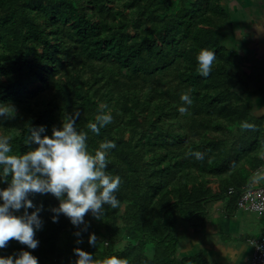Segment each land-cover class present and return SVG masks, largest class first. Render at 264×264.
I'll use <instances>...</instances> for the list:
<instances>
[{
	"label": "trees",
	"instance_id": "16d2710c",
	"mask_svg": "<svg viewBox=\"0 0 264 264\" xmlns=\"http://www.w3.org/2000/svg\"><path fill=\"white\" fill-rule=\"evenodd\" d=\"M230 18L223 0H0V101L16 106L14 118L0 117V135L23 154L38 147L29 142L32 127L42 124L41 134L50 135L64 115L78 113L90 152L115 142L107 170L121 177L119 206L106 205L101 219L89 210L81 237L67 215L52 220L59 198L29 194L43 205L40 244L28 249L39 264H75L76 247L128 264H224L201 251L178 255L185 244L177 235L183 228L198 242L221 201L232 216L264 167V115L253 113L258 87L248 86L252 64L219 38ZM202 48L216 53L208 76L198 71ZM184 92L192 103L181 113ZM102 103L113 120L96 133L88 124ZM261 222L251 242L264 234ZM24 248L13 238L0 255Z\"/></svg>",
	"mask_w": 264,
	"mask_h": 264
},
{
	"label": "clouds",
	"instance_id": "9594fccd",
	"mask_svg": "<svg viewBox=\"0 0 264 264\" xmlns=\"http://www.w3.org/2000/svg\"><path fill=\"white\" fill-rule=\"evenodd\" d=\"M198 71L208 76L212 70L216 53L209 48H202L196 57ZM185 102L179 107L181 113L186 112L192 99L187 92L181 94ZM107 104H100L95 121L88 127L96 133L113 120L110 111H105ZM16 106L0 101V117L14 118ZM78 113L64 115L61 126H53L50 135L45 132L44 125L32 127L30 143L38 147L23 154H15L11 137L0 135V181L7 183V187H0V248H4L11 239L27 245L16 254L0 255V264H39V258L28 249H35L40 244L36 238V231L43 226L39 213L43 209L29 198L30 193H52L59 198V205L53 206L51 211L53 221L59 219L63 213L70 217L73 225L77 226L75 235L81 237L87 231L90 221L85 220L89 212L96 219H101L106 208H116L120 201L117 190L121 184V177L107 170L110 150L115 148L113 140H103L94 152L88 150V133L76 127ZM197 159H203L204 153L196 150L191 153ZM10 174V178H9ZM251 182L264 181V172L254 173ZM35 207L34 211H29ZM23 209L22 214H17ZM84 225L81 230L79 226ZM90 244L97 243V235H89ZM78 240L77 243H80ZM77 256L75 264H128L127 260L117 255L106 256L99 260L93 253L81 247L74 248Z\"/></svg>",
	"mask_w": 264,
	"mask_h": 264
},
{
	"label": "rangeland",
	"instance_id": "374dc122",
	"mask_svg": "<svg viewBox=\"0 0 264 264\" xmlns=\"http://www.w3.org/2000/svg\"><path fill=\"white\" fill-rule=\"evenodd\" d=\"M237 7H243L241 5H236ZM240 18V17H239ZM248 17H243V20H247ZM264 19L261 20L262 23ZM244 21V22H246ZM259 27L264 30V24L259 23ZM229 30V31H228ZM231 31L235 34L234 37L236 40L232 39ZM238 29L234 27L232 30L231 27H223L219 30L220 33V40L221 43L228 48L232 45L230 43H239L242 40V36H238L237 33ZM247 31V30H246ZM249 31V29H248ZM249 36V35H248ZM258 38L262 40V44H264V33L260 32L257 34ZM252 43L255 44L257 38ZM239 40V42H237ZM252 45V44H251ZM241 46H238L240 48ZM255 49L261 51L262 48L259 45H255ZM244 58V57H242ZM259 63V62H258ZM257 68H252L250 70L251 73V80L252 82L249 83L248 86L252 89H256L257 87H264V73L260 70H256ZM257 186L264 185V181L256 183ZM225 216H221V212H216L214 210H210V213L207 217V223H210L214 226H217V229L214 227L212 230H207L203 235L199 237V243L196 241L188 240V235L186 231L180 230L178 238L180 239L181 243L185 244L184 247H180L178 251V255H189L193 254L194 252H202L207 253L212 252L216 259L220 263L224 264H247L248 259L250 260V255L253 252V245L251 244V239L259 237L262 231L263 223L262 217H260L256 212H250L245 210H238L234 216L228 218L230 221H227L225 224L226 226H231L228 230L230 234L227 238H223L218 232L220 225L223 224ZM186 225V223H180L177 227ZM187 229V228H184ZM232 230V231H231ZM225 232V231H224ZM224 234V233H223ZM230 248V249H228ZM233 248L236 251H244L245 253H238L233 252L231 249ZM224 249V250H223ZM228 249V250H227ZM208 252V253H209ZM222 259L220 260L219 257ZM145 257V256H144ZM146 258V257H145ZM249 262V261H248Z\"/></svg>",
	"mask_w": 264,
	"mask_h": 264
},
{
	"label": "crops",
	"instance_id": "0c3cea01",
	"mask_svg": "<svg viewBox=\"0 0 264 264\" xmlns=\"http://www.w3.org/2000/svg\"><path fill=\"white\" fill-rule=\"evenodd\" d=\"M223 5L228 10V12L230 13V17H231L230 22L227 23V25H225V27L226 26L228 27V25H229L232 30L234 29V27L237 28L238 31L236 34L238 36H242V40H240V42H239V40H237V42H239V43H235V42L230 43L232 45L229 48L227 46L226 47L231 52L236 54V57L238 58V60H240L241 62L249 61L252 64L251 65L252 68L255 67L260 71L263 70L262 73H264V44H262L263 43V42H261L262 40H260L257 36V34H259L260 32L264 33V30H262L261 27H259L260 26L259 23L264 24L261 22V20L264 19V0H223ZM236 5H241L243 7H237ZM243 17H248V19H247L248 21L243 20ZM244 21H246V22H244ZM248 29H249V31H248ZM231 34H232L231 38L236 40L234 37L235 34L233 33V31H231ZM254 36H256L255 38H257V41H258V42H255V44L252 43ZM254 41H255V39L253 40V42ZM255 45H259V47H261L262 50L261 51L256 50ZM238 46H241V47L238 48ZM242 57H244V58H242ZM257 92H258L257 93L258 95H256L254 98L256 103H255V108H254L253 113L257 116H262V115H264V87H259ZM260 186H262V185H260ZM263 187H264V185H263ZM214 188L216 189L217 185L214 184ZM225 205H226V201H221L219 203L214 204L211 207V210H214L216 212L220 211L221 216H223V217L225 216L223 224L220 225V227L218 229V231H219L218 233L223 238H227V236L230 234V231L228 229L231 227L229 225L226 226V224H225L227 221H230L228 218L231 217V216L225 215V212H224L225 211ZM238 210H240V209H237L232 216H234ZM214 227L217 229V226H214L210 223H207L206 231L212 230ZM197 243H199V242H197ZM228 249H230V248H228ZM231 249L233 250L234 253L235 252L245 253L244 251H236L233 248H231ZM208 252L206 254H213L212 252H209V253ZM252 254H253V252H252ZM252 254L248 258H251ZM218 257H219V255H218ZM219 259L222 260L220 257H219ZM248 261H249V259H248ZM248 261H247V264H248Z\"/></svg>",
	"mask_w": 264,
	"mask_h": 264
},
{
	"label": "built area",
	"instance_id": "2783aa9c",
	"mask_svg": "<svg viewBox=\"0 0 264 264\" xmlns=\"http://www.w3.org/2000/svg\"><path fill=\"white\" fill-rule=\"evenodd\" d=\"M263 172L264 167L255 171ZM237 208L245 211L256 212L264 219V187L249 182L242 190L237 201ZM254 246L249 264H264V234L259 240L251 242Z\"/></svg>",
	"mask_w": 264,
	"mask_h": 264
}]
</instances>
